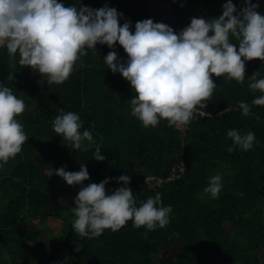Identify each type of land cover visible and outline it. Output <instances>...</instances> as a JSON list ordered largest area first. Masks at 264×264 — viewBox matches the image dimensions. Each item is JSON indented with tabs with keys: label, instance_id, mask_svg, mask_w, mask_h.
Listing matches in <instances>:
<instances>
[{
	"label": "trees",
	"instance_id": "1",
	"mask_svg": "<svg viewBox=\"0 0 264 264\" xmlns=\"http://www.w3.org/2000/svg\"><path fill=\"white\" fill-rule=\"evenodd\" d=\"M66 6L80 3L93 8L107 4L135 22L157 18V5L168 7L179 31L192 17L211 19L222 13L226 0H63ZM237 8L243 0H233ZM258 11L264 13V0ZM154 8L149 12L144 6ZM233 41L234 37H230ZM80 57L74 71L61 84H48L28 66L19 64V55L10 58L0 49V81L11 87L25 102L18 116L28 134L22 151L0 169V264H262L264 253V106L252 104L260 95L248 87V75L258 71L264 77V61L247 60L243 83L214 77L216 87L206 107L182 130L161 120L157 127H143L130 115V82L113 73L103 56L112 50L97 43ZM123 61L127 53L117 42L115 49ZM257 61H254V60ZM250 105L242 115L238 102ZM75 111L83 122L81 131H93L103 145V161L95 159V148H70L52 127L58 110ZM235 128L255 133L254 147L228 152L232 143L226 133ZM182 160L185 172L165 180ZM87 165L90 182L121 174L131 176L130 187L137 202L161 194L164 205L172 206L170 222L155 230L137 228L130 219L117 231L105 229L98 237H82L72 229L74 197L81 185H68L59 175L48 177L45 169L64 166L77 171ZM222 174L223 188L218 198L203 192L208 177ZM148 176L163 179L153 180ZM123 182L109 180L114 191ZM243 193V195H240ZM40 225L54 230L53 236ZM60 223L61 229L56 232ZM47 228L48 230H50ZM145 231L148 235L145 236ZM61 237L59 243L57 238ZM61 244L68 256H61ZM169 250H175L173 254Z\"/></svg>",
	"mask_w": 264,
	"mask_h": 264
},
{
	"label": "clouds",
	"instance_id": "2",
	"mask_svg": "<svg viewBox=\"0 0 264 264\" xmlns=\"http://www.w3.org/2000/svg\"><path fill=\"white\" fill-rule=\"evenodd\" d=\"M222 8L211 19L192 17L178 32L152 18L136 21L133 31L132 21L121 24L123 13L107 4L93 8L81 3L66 6L63 0H0V49H6L10 58L18 54L21 66L38 71L51 85L68 79L80 57L89 49L97 51V43L107 44L112 50L103 56L104 63L113 73H121L134 93L130 115L145 128L166 120L182 130L197 114L204 115L200 109L213 95L214 77L243 83L245 62L253 58L264 61V13L257 10L259 3L243 0L238 10L233 0H226ZM117 42L127 53L126 62L115 50ZM258 75L255 71L247 76L248 87L261 93L251 103L264 106V77ZM25 107L24 100L0 81V169L22 151L29 137L18 119ZM238 108L242 115L250 114L249 103L239 101ZM82 124L78 112L63 108L52 120L54 132L70 148H95L92 156L105 160L103 145L94 139L92 130L81 131ZM226 135L232 140L228 152L254 147L252 130L230 128ZM44 172L48 177L59 175L68 185H81L72 206V229L82 237H98L105 229L117 231L130 219L134 227L149 231L170 222L172 206L163 204L159 192L138 203L128 174L85 185L90 173L84 163L77 171L61 166ZM111 179L123 183L109 191L106 184ZM208 181L203 192L218 198L222 174L210 175Z\"/></svg>",
	"mask_w": 264,
	"mask_h": 264
},
{
	"label": "rangeland",
	"instance_id": "3",
	"mask_svg": "<svg viewBox=\"0 0 264 264\" xmlns=\"http://www.w3.org/2000/svg\"><path fill=\"white\" fill-rule=\"evenodd\" d=\"M157 7L158 8L156 10V13H157L156 16H157V18H159V22H164V23H167V24H171V22H174V20L172 19L171 12L168 10V7L167 6H164V5H162V4L159 3L157 5ZM144 8H146L149 12L155 13L154 8H152V7L148 6V5L144 6ZM254 61H257V60L255 59ZM34 72H35V74L37 76H39V77L42 76L38 71H35L34 70ZM30 224H31V226L36 227V228H43L44 229L43 235H46L45 232L50 233L52 236L54 234V230L52 228H49L47 226H43L42 227L40 225V222L38 220L30 221ZM59 224L60 223L57 222L55 225H53V226H58L56 228V232L57 231H60V229H61V225H59ZM47 228H49L50 230H48ZM57 241L59 243H61L62 242V238L61 237H58L57 238ZM60 252H61V256L63 258H66L68 256V249L66 248L65 245H62L61 244V251ZM174 252H175V250H169V253H171V254H173ZM262 264H264V253L262 254Z\"/></svg>",
	"mask_w": 264,
	"mask_h": 264
},
{
	"label": "built area",
	"instance_id": "4",
	"mask_svg": "<svg viewBox=\"0 0 264 264\" xmlns=\"http://www.w3.org/2000/svg\"><path fill=\"white\" fill-rule=\"evenodd\" d=\"M185 169H186L185 163L182 160H180V163L171 169L169 176L166 177L165 180H173V179L179 178L185 172ZM155 179L156 178L153 176L147 177V180L149 181L150 186H151L152 180L155 183H159L163 181V179H157L158 181H155Z\"/></svg>",
	"mask_w": 264,
	"mask_h": 264
}]
</instances>
